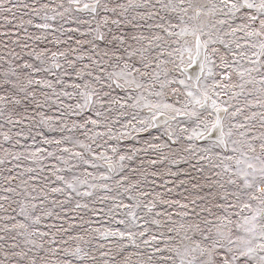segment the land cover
<instances>
[{
	"label": "snow or ice",
	"instance_id": "snow-or-ice-1",
	"mask_svg": "<svg viewBox=\"0 0 264 264\" xmlns=\"http://www.w3.org/2000/svg\"><path fill=\"white\" fill-rule=\"evenodd\" d=\"M0 264H264V0H0Z\"/></svg>",
	"mask_w": 264,
	"mask_h": 264
}]
</instances>
